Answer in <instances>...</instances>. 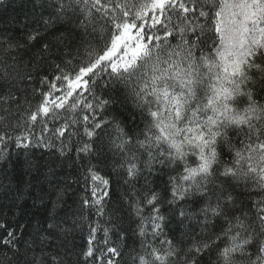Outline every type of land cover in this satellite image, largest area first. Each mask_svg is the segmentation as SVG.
<instances>
[{"label":"snow or ice","instance_id":"obj_1","mask_svg":"<svg viewBox=\"0 0 264 264\" xmlns=\"http://www.w3.org/2000/svg\"><path fill=\"white\" fill-rule=\"evenodd\" d=\"M47 9L16 33L0 27V155L33 141L63 155L74 141L90 196L65 227L64 192L48 180L34 206L51 209L27 240L0 204V264H264V0ZM65 18L76 26L56 35ZM25 165L47 180L39 161ZM86 221L83 243L69 242Z\"/></svg>","mask_w":264,"mask_h":264},{"label":"trees","instance_id":"obj_2","mask_svg":"<svg viewBox=\"0 0 264 264\" xmlns=\"http://www.w3.org/2000/svg\"><path fill=\"white\" fill-rule=\"evenodd\" d=\"M53 0H3L0 3V27H8L14 33L17 30H22L26 23H30L31 20L44 12L47 17V6L51 4ZM45 4V8H41L39 5ZM76 26V21L73 20L69 24L67 18H65L56 27V35L61 32H67L70 28ZM39 74L42 76L43 66L39 70ZM35 76V74H34ZM103 82H101V85ZM21 90L27 88L30 92L32 88L39 87L38 81L35 79L31 83H23L17 85ZM111 91V90H110ZM27 93H20L18 95H26ZM113 95L115 93H112ZM116 112L121 114L122 118H129V110L116 106ZM74 141L66 142L64 147V154H60V144L57 141L54 147L36 146L35 141L33 145L28 149L17 148L15 145L9 146L7 153L0 155V204L3 205V212L5 218L10 221L13 226L17 224L20 226L18 235L23 236L25 240L29 239L30 235L35 233L37 225L44 224L47 217L48 210L51 209V203H48L47 209L44 206L36 204L34 201L40 194L41 189L43 192L50 191V185L48 180L53 185H57L64 192V200L60 202V206L57 209L60 218L65 217L67 213L68 224L65 227H71L74 220H78L81 215L80 205L82 198L90 196V184L85 183V166L86 160H79L77 153L73 147ZM39 161L41 164V172L47 175V180L43 176L37 177V174H29L25 165V161ZM95 163V161H93ZM49 168L52 169L54 174H48ZM112 184V199H117L123 193V188L120 184L116 183L119 177L113 175L111 177ZM31 180L33 188L30 189V193L25 192L26 184ZM39 181V182H38ZM5 189H8V194L4 195ZM258 191V189L250 190ZM22 193L24 198L16 202L19 207L14 206L12 203V197L17 193ZM253 200L258 197L253 196ZM83 216L89 217L90 221L97 219L94 210L89 212L87 208L82 213ZM87 223L83 225L82 230L77 228L71 233L67 239L72 241L75 237L76 245L83 243L81 236L87 235ZM173 229H177V225L173 223L171 225ZM64 239L63 236L57 239L55 243L59 244ZM115 239V237H113Z\"/></svg>","mask_w":264,"mask_h":264}]
</instances>
